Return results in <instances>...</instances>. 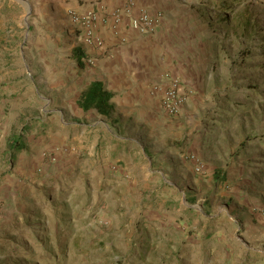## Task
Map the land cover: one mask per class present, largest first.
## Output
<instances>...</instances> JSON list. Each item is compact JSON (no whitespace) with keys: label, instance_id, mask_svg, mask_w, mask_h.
<instances>
[{"label":"rangeland","instance_id":"1","mask_svg":"<svg viewBox=\"0 0 264 264\" xmlns=\"http://www.w3.org/2000/svg\"><path fill=\"white\" fill-rule=\"evenodd\" d=\"M196 1L214 62L186 135L154 149L112 140L129 130L107 117L33 97L42 59L29 6L0 0V264H264V221H243L264 205V0H235L231 13Z\"/></svg>","mask_w":264,"mask_h":264},{"label":"crops","instance_id":"2","mask_svg":"<svg viewBox=\"0 0 264 264\" xmlns=\"http://www.w3.org/2000/svg\"><path fill=\"white\" fill-rule=\"evenodd\" d=\"M18 1L29 6L31 48L35 52L40 48L37 59L43 61L37 64L35 77L41 87L32 89L33 97L53 100L56 108L52 110L60 115H98L107 117L118 133L129 130L123 136L113 134L116 142L128 140L138 147L156 149L173 146L181 134L186 135L197 115L190 111V103L201 96L200 86L214 62L205 35V7L191 9L196 0ZM69 10L93 14L90 28L99 39L97 44H83L82 32L72 25ZM143 12L155 20L153 30L146 34L129 25ZM168 77H179L182 89L195 94L186 99L178 116L167 115L161 108ZM95 83L108 99L104 105L83 108V97ZM201 130L185 140L178 158L193 153ZM189 169L194 175L192 167ZM261 208L264 205L245 209L243 221L263 222L258 214Z\"/></svg>","mask_w":264,"mask_h":264},{"label":"built area","instance_id":"3","mask_svg":"<svg viewBox=\"0 0 264 264\" xmlns=\"http://www.w3.org/2000/svg\"><path fill=\"white\" fill-rule=\"evenodd\" d=\"M68 14L71 18L72 25L77 30H81V41L87 46L97 44L99 39L93 34L91 30V23L94 16L92 13L79 14L75 11L69 10ZM130 28L139 33L146 34L153 30L155 20L146 13H140L137 17L129 21ZM91 61V60H90ZM88 61V62H90ZM186 101V95L182 89L181 80L178 77H168L165 81V87L160 99L161 108L170 116L177 115ZM194 163V172L200 174L203 171V165L197 157L190 156ZM258 214L264 221V208L259 209Z\"/></svg>","mask_w":264,"mask_h":264},{"label":"trees","instance_id":"4","mask_svg":"<svg viewBox=\"0 0 264 264\" xmlns=\"http://www.w3.org/2000/svg\"><path fill=\"white\" fill-rule=\"evenodd\" d=\"M235 2V0H230L229 3L225 1H217L216 9L218 11H223L225 13H231L234 6L232 3ZM101 88L97 83L91 84L89 88L87 89V92L85 96L83 97V108H87L93 104L99 103V105H104L107 101L108 97L105 95H102V93H99V90ZM9 147H10V156L16 155L18 152H20L23 149V142L21 141L20 136H16L12 138L9 141ZM217 178V177H216Z\"/></svg>","mask_w":264,"mask_h":264}]
</instances>
